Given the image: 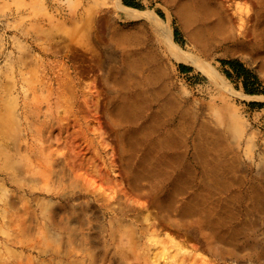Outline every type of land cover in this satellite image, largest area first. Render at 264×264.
<instances>
[{
	"label": "rangeland",
	"instance_id": "374dc122",
	"mask_svg": "<svg viewBox=\"0 0 264 264\" xmlns=\"http://www.w3.org/2000/svg\"><path fill=\"white\" fill-rule=\"evenodd\" d=\"M214 1L230 16L234 33L202 53L165 0H121L141 12L129 19L113 12L114 0H0V264H165L153 260L155 245L160 249L154 239L170 251L171 241L181 248L167 264H264V214L259 227L242 230L237 252L221 250L195 225L184 232L167 225L155 199L136 194L122 171L118 136L147 124L150 112L135 126L109 124L106 115L117 90L107 80L109 68L122 66L119 59L130 52L165 56L156 16L159 25H169L175 44L231 90L221 93L230 127L240 131L241 181L234 190L243 193L250 182L264 186V46L247 31L255 16H264V6ZM167 63L175 90L186 92L192 106L217 99L221 89L202 71ZM74 153L82 154V163ZM183 159L197 172L189 151ZM169 186L162 181L160 194ZM236 207L240 224L243 204ZM170 251L168 258L176 252Z\"/></svg>",
	"mask_w": 264,
	"mask_h": 264
},
{
	"label": "bare ground",
	"instance_id": "6f19581e",
	"mask_svg": "<svg viewBox=\"0 0 264 264\" xmlns=\"http://www.w3.org/2000/svg\"><path fill=\"white\" fill-rule=\"evenodd\" d=\"M165 1L174 5L175 15L187 32L189 41L202 53L207 52L215 42L227 40L234 33L233 22L219 2ZM250 1L257 7L264 6V0ZM114 2L117 5L113 11L115 14H122L127 19L141 16L139 10L126 7L121 0ZM153 21L157 23H153L154 30L165 38V56H160L154 50L130 52L119 59L122 66L110 67L107 72L108 82L117 89L106 110L109 124L135 126L143 111L150 112L147 124L134 132L127 131L118 136L124 160L123 174L136 194L155 199L159 214L167 225L180 232L189 231L191 225H195L204 237L217 242L221 250L237 252L242 230L259 227L261 215L264 214V186L250 182L243 193L234 190L241 181L238 153L240 131L235 133L230 127L231 118L227 115L221 93L231 90L225 82H219L216 72L202 60L174 43L169 25H159L158 21L161 20L156 16ZM75 31L84 34L87 28L76 26ZM75 31L72 30L70 34L74 35ZM247 31L252 35L254 44L258 42L264 46L263 15L255 16ZM246 36V33L243 34L244 39L239 40L241 46L246 45ZM114 40L119 48L125 44L124 39L117 35H114ZM167 61L189 64L202 71L221 89L218 90L217 99L200 101L197 106H192L191 99L183 96L186 92L175 90ZM129 86L132 87V96L126 97L125 90ZM208 111L215 114L216 121L210 119ZM173 150L179 151L176 156L169 154ZM184 150L190 152V161L197 167V172L191 164L183 163ZM91 156L88 159L86 155V161H92ZM78 161L81 162V158ZM178 168L179 171L174 174ZM197 173L199 183L194 186L193 179ZM165 180L170 181V186L165 195H161L158 188ZM240 204H243L245 220L239 224L236 222L240 210L236 206ZM246 220L251 221L250 224H246ZM161 240H153L160 245V249L157 245L156 249H151H155L153 260L167 264L183 254L181 248L171 241L176 252L172 250L175 253L168 258L172 246Z\"/></svg>",
	"mask_w": 264,
	"mask_h": 264
},
{
	"label": "trees",
	"instance_id": "16d2710c",
	"mask_svg": "<svg viewBox=\"0 0 264 264\" xmlns=\"http://www.w3.org/2000/svg\"><path fill=\"white\" fill-rule=\"evenodd\" d=\"M125 3H126L127 5L134 6L132 3H128L127 1H125Z\"/></svg>",
	"mask_w": 264,
	"mask_h": 264
}]
</instances>
